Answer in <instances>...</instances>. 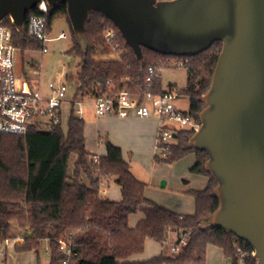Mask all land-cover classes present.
Listing matches in <instances>:
<instances>
[{
	"label": "trees",
	"instance_id": "1",
	"mask_svg": "<svg viewBox=\"0 0 264 264\" xmlns=\"http://www.w3.org/2000/svg\"><path fill=\"white\" fill-rule=\"evenodd\" d=\"M35 14L45 16L48 36L57 17H64L69 23L66 6L47 13L36 9L27 18ZM4 23L12 27L15 44L21 53L45 47L44 43L27 35L21 38L10 18ZM108 27L116 31L120 42L117 49L104 38ZM70 30L73 47L69 55L82 60L75 101L111 95L122 89L143 93L149 76H152L151 91L164 92L162 72L168 67V60L177 56L143 47L141 66L118 29L101 13H92L86 24V51L78 44L71 25ZM221 50L222 43L215 42L196 56L184 57L189 59L184 67L187 85L180 88L178 98L189 100L186 113L198 125L204 108L203 97L210 88ZM112 53L119 58H97ZM150 67L159 77L150 74ZM75 107L73 103L66 124H59L52 131L34 125L25 135L0 132V245L29 228L30 234L23 244L15 246L16 251L38 252L47 242L49 264H63L67 259L60 250V240L72 241L74 255L70 264H202L210 245L221 248L231 264L237 263L235 235L222 228L206 229L201 225L203 219L219 208V200L213 194L217 183L205 169L206 152L187 146L193 129L178 132L167 159L156 156L159 161L173 163L195 153L196 163L191 171L209 179L205 189L190 191L195 199L194 214L181 215L146 197V183L131 171L122 149L109 140L104 143L105 154L99 157V163H94L97 155L86 148L85 121L77 118ZM73 155L75 159L70 170ZM104 181H114L121 187L120 200L100 196L99 188ZM138 211L143 217L133 227L130 217ZM182 233L188 234V243L180 252L162 251L148 260L133 259L144 252L147 239L163 246L172 236L179 241ZM238 243L254 251L245 241L239 239ZM248 264H257L254 256L248 258Z\"/></svg>",
	"mask_w": 264,
	"mask_h": 264
},
{
	"label": "water",
	"instance_id": "2",
	"mask_svg": "<svg viewBox=\"0 0 264 264\" xmlns=\"http://www.w3.org/2000/svg\"><path fill=\"white\" fill-rule=\"evenodd\" d=\"M66 6L72 32L88 49L86 24L101 13L118 29L141 66L143 47L167 56H196L222 43L200 125L188 147L205 151L219 208L201 221L248 243L264 264V0H0L25 37L29 13Z\"/></svg>",
	"mask_w": 264,
	"mask_h": 264
},
{
	"label": "built area",
	"instance_id": "3",
	"mask_svg": "<svg viewBox=\"0 0 264 264\" xmlns=\"http://www.w3.org/2000/svg\"><path fill=\"white\" fill-rule=\"evenodd\" d=\"M41 5L44 7L42 8ZM37 7L41 13L49 11L48 6L42 3ZM25 35L29 38L39 40L45 44L43 52H47L46 43L52 39L47 35V21L44 15L35 14L27 18ZM64 32L60 33L57 39L66 38ZM104 38L112 44L114 49L120 46L116 31L113 27H108L104 33ZM19 48L15 44L13 29L3 22L0 23V132L6 134L25 135L29 129L36 125L43 130L52 131L59 124H64V116L67 108L70 113L73 103L75 115L78 119L84 120L85 102L75 101L74 95L71 100H67L68 86L63 79L50 83V95H44L40 90L33 89L31 85L23 80L17 72L16 58ZM101 60L117 59L118 54L97 57ZM189 59L184 57H173L168 60V67H185ZM151 75L159 77V74L152 67L149 68ZM152 76L147 78L145 92L133 93L128 89H122L111 95H101L94 97V101L86 103L91 105L97 117L115 116L119 118L155 117L159 121L157 148L160 152L159 159H167L172 151V146L176 143L178 132L183 129L198 130L194 118L182 111L177 106L179 90L177 86L165 87L163 93L155 94L151 91ZM70 116V115H69ZM68 116V118H69ZM176 123L177 126H174ZM94 163H99V157L94 158ZM27 228L23 233L13 238L11 245H21L30 234ZM188 234H181V239L174 244L169 240L163 244V251L178 253L187 245ZM0 245V255H6L7 242ZM237 237L234 238L235 251L238 255L236 264H248V258L254 256V251L244 249ZM60 250L65 254L66 260L63 264H70L74 255L71 240H60ZM50 253V251H49Z\"/></svg>",
	"mask_w": 264,
	"mask_h": 264
},
{
	"label": "rangeland",
	"instance_id": "4",
	"mask_svg": "<svg viewBox=\"0 0 264 264\" xmlns=\"http://www.w3.org/2000/svg\"><path fill=\"white\" fill-rule=\"evenodd\" d=\"M62 32L67 37L57 39ZM49 37L52 40L46 43V53L41 49L27 50L25 53L18 52L16 58L17 72L33 89L40 90L44 95H50V83L64 78L69 88L67 100H71L78 87L77 75L82 60L79 57L74 58L69 55V51L73 47V41L67 19L57 17L53 22ZM162 77L164 87L176 85L179 88H184L187 85V72L184 67H175L173 65L167 67L163 70ZM92 101H94V98H87L84 101L87 111H94L91 105H86V103H91ZM177 106L186 112L189 109V100L187 98H179ZM69 115L70 107L65 111L64 125ZM85 124L88 130V134L85 135L87 150L99 156L103 155L105 152L103 142L106 137L109 138V134L99 129L101 130L99 136L96 123L91 124L89 117L85 119ZM173 125L177 126L176 123H173ZM121 133L115 130L112 136L117 141L123 142L125 146L123 150L124 160L131 165V171L134 172L137 178L147 184L145 194L160 204V206L162 205L174 212L194 214L196 208L195 199L190 194V191L203 189L208 186L209 182L207 176L191 171L192 166L196 163V154L190 153L178 161L166 163L156 159V156L160 158V152L157 148L158 129L153 143L147 142L139 145L132 144V139L124 137ZM74 159L75 155L71 159L70 170L73 168ZM164 181L166 184H164ZM102 188L108 190L105 195L107 199L114 201L121 199V188L114 181H104ZM140 213L138 211L133 214L132 219L138 217ZM12 240L9 239L7 244H4V246H7V251L6 255H0V264L50 263V250L47 242L38 248V252L36 250L18 252L15 246L11 245L10 242ZM169 242L174 244L176 237L172 236ZM162 251L163 246L160 243L152 239L146 240L144 252L146 253L145 255H148V258L157 256ZM202 264L220 263L210 256H206V260ZM221 264H231V262L226 257Z\"/></svg>",
	"mask_w": 264,
	"mask_h": 264
},
{
	"label": "crops",
	"instance_id": "5",
	"mask_svg": "<svg viewBox=\"0 0 264 264\" xmlns=\"http://www.w3.org/2000/svg\"><path fill=\"white\" fill-rule=\"evenodd\" d=\"M87 110L85 108L84 121L87 117H89L91 124L96 123V127L98 130L99 136L101 134V132H100L101 130H103L104 132H107L109 134V138H111V139L106 137L103 143H105L106 140H109L114 145H116V146L119 145V147L121 146L120 148L122 149V151L125 148L123 142L117 141L112 136L115 130L122 132L121 134H123L124 137L131 138L132 144H138L139 145V144L147 143V142L153 143V141L155 139L156 131L159 128V121L155 117H151V118H139V117H134V116L128 117V118H119V117H115V116L97 117L95 115L94 111L92 112V111H87ZM66 121H68V117H67ZM89 129H90V124H89ZM99 129H101V130H99ZM87 131L88 130H87V127L85 124V135L88 134ZM110 135H111V137H110ZM104 146H105V144H104ZM93 154H96V153H93ZM104 154H105V152H104ZM96 155H97V157L102 156V155L99 156L98 154H96ZM130 169L132 170L131 165H130ZM102 184L103 183H101V185H100L99 193H100L101 197L106 198L105 195H106V192H108V190L103 189ZM164 184H166L165 181H164ZM146 186H147V184H146ZM205 188H203V189H205ZM203 189H198V190H203ZM145 192H146V188H145ZM146 197L149 198L147 195H146ZM149 199L154 201L151 198H149ZM116 201H118V200H116ZM155 203H157V202H155ZM158 205H160V204H158ZM176 213H178V212H176ZM178 214L189 215V214H184V213H178ZM142 217H143L142 212L135 219H132V216H131L130 217V225L134 227L138 223V221L142 219ZM145 254L146 253L143 252L141 255L135 256L133 259L137 260V261L148 260L150 257L148 258V255H145ZM207 256L208 257L210 256L211 258H213L215 261L219 262L220 264L226 258L224 251L221 248H219L217 246H213V245H210L208 247Z\"/></svg>",
	"mask_w": 264,
	"mask_h": 264
},
{
	"label": "clouds",
	"instance_id": "6",
	"mask_svg": "<svg viewBox=\"0 0 264 264\" xmlns=\"http://www.w3.org/2000/svg\"><path fill=\"white\" fill-rule=\"evenodd\" d=\"M41 7L43 8L44 6H43V5H41Z\"/></svg>",
	"mask_w": 264,
	"mask_h": 264
}]
</instances>
